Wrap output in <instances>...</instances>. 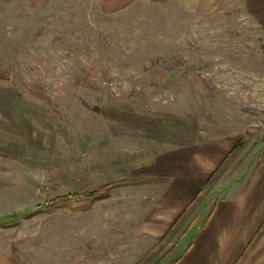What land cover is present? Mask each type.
<instances>
[{
    "label": "rangeland",
    "instance_id": "rangeland-1",
    "mask_svg": "<svg viewBox=\"0 0 264 264\" xmlns=\"http://www.w3.org/2000/svg\"><path fill=\"white\" fill-rule=\"evenodd\" d=\"M213 144L227 176L264 144V0H0V264H119Z\"/></svg>",
    "mask_w": 264,
    "mask_h": 264
},
{
    "label": "crops",
    "instance_id": "crops-1",
    "mask_svg": "<svg viewBox=\"0 0 264 264\" xmlns=\"http://www.w3.org/2000/svg\"><path fill=\"white\" fill-rule=\"evenodd\" d=\"M206 149L202 156L209 160L198 165V171L189 168L186 178L181 175L167 181L159 203L168 210L157 217V224L145 226L150 238L116 248L119 264L136 261L172 226L185 227L173 247L181 246L168 264H264V144L249 171L230 176L228 168H222L224 163L220 164L228 151L214 144ZM214 170L216 180L212 181L209 177ZM209 194L214 196L207 198ZM200 195V209L191 211ZM111 257L112 251L105 250L103 264H112Z\"/></svg>",
    "mask_w": 264,
    "mask_h": 264
},
{
    "label": "trees",
    "instance_id": "trees-1",
    "mask_svg": "<svg viewBox=\"0 0 264 264\" xmlns=\"http://www.w3.org/2000/svg\"><path fill=\"white\" fill-rule=\"evenodd\" d=\"M111 186H112L111 184H105V185H102L101 187H99L98 189H95V190L90 191V192H86L84 194H79V195H81L83 197H86V198H95V199L96 198H100V197L106 196V194L109 191ZM66 197H69V196H66ZM58 199H63V198H58ZM15 217H16L15 214L14 215H10L7 218H4V220L5 221L6 220H13ZM1 222L2 221H0V223Z\"/></svg>",
    "mask_w": 264,
    "mask_h": 264
}]
</instances>
